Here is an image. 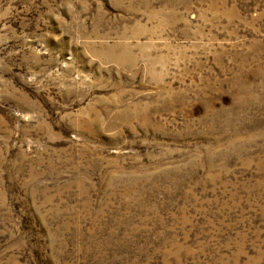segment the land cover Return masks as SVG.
I'll return each instance as SVG.
<instances>
[{"label": "rangeland", "instance_id": "1", "mask_svg": "<svg viewBox=\"0 0 264 264\" xmlns=\"http://www.w3.org/2000/svg\"><path fill=\"white\" fill-rule=\"evenodd\" d=\"M0 264H264V0H0Z\"/></svg>", "mask_w": 264, "mask_h": 264}]
</instances>
